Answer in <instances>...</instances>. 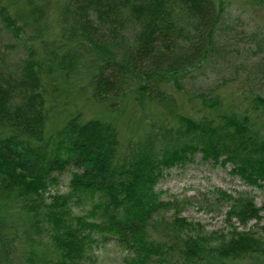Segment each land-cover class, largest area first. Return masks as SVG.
<instances>
[{
    "label": "trees",
    "instance_id": "trees-1",
    "mask_svg": "<svg viewBox=\"0 0 264 264\" xmlns=\"http://www.w3.org/2000/svg\"><path fill=\"white\" fill-rule=\"evenodd\" d=\"M65 2L59 25L71 47L61 56L52 52L49 72L68 78L83 60L94 101L124 97L129 85L135 101L158 103L175 126L152 127L121 147L111 123L75 115L47 136L41 67L31 60L19 80L1 77L0 210H13L20 263L93 264V249L112 240L127 253L125 264H223L250 256L264 264V204L258 208L249 195L216 191L229 204L228 221L255 223L207 235L180 217L188 202L163 201L156 191L166 170L193 163L197 155L203 163L229 165L245 186L264 189V132L255 121L234 112L192 119L177 112L165 90L173 84L204 107L219 105L214 90L201 93L185 84L222 52L226 0ZM28 5L12 19L0 4V19L15 35L46 19L44 7ZM248 111L264 125V98L255 96ZM65 173L68 191L48 196ZM73 207L83 212L74 214Z\"/></svg>",
    "mask_w": 264,
    "mask_h": 264
},
{
    "label": "rangeland",
    "instance_id": "rangeland-1",
    "mask_svg": "<svg viewBox=\"0 0 264 264\" xmlns=\"http://www.w3.org/2000/svg\"><path fill=\"white\" fill-rule=\"evenodd\" d=\"M34 6L44 7L46 19L38 26L23 29L18 35L5 27L0 19V78L11 77L19 80L24 73V64L33 60L41 67V91L49 118L45 133L53 135L69 117L79 115L82 121L98 119L111 123L118 132L120 146L140 139L152 127H173V119L156 102L140 104L125 87V96L110 98L104 102L92 99L90 72L85 69V61L79 60L77 73L64 77L47 59L52 60V52L61 56L71 45L63 38L59 18L65 0H30ZM29 0H0L12 19L27 13ZM222 52L214 60L202 64L187 76L185 89L195 88L198 92L214 90L219 95V105L215 109L204 107L200 100L190 99L184 91L173 84L165 86L175 101L179 114L198 120L212 119L221 113H247L264 132L259 114L247 111L255 96L264 98V3L258 0H226L225 13L221 24ZM60 46L61 49H58ZM51 53V56H50ZM48 63V64H47ZM81 64V65H80ZM261 64L260 66H258ZM259 69V70H258ZM193 78V79H189ZM200 155L193 163L174 167L163 173L156 186L163 201H186L180 217L190 224L202 227L207 235H227L231 226L238 230L251 229L255 222L241 226L235 220H227L229 204L220 200L216 191L225 194L249 195L256 207L264 204V189L249 188L230 173V166L203 163ZM69 174H63L58 185L52 187L48 196L65 194L68 191ZM0 210V264H21V249L13 242V210ZM74 214H81V208L73 207ZM166 213V219L173 216ZM263 225V223H262ZM3 242V243H2ZM7 250L8 253L4 251ZM93 264H125L127 253L114 241L99 244L93 249ZM20 259V260H19ZM235 261V260H234ZM226 261L223 264H259L254 257Z\"/></svg>",
    "mask_w": 264,
    "mask_h": 264
}]
</instances>
